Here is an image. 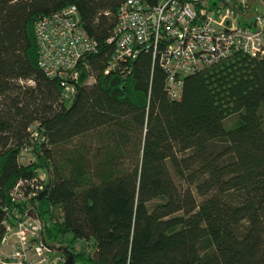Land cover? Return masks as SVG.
<instances>
[{
    "label": "trees",
    "instance_id": "16d2710c",
    "mask_svg": "<svg viewBox=\"0 0 264 264\" xmlns=\"http://www.w3.org/2000/svg\"><path fill=\"white\" fill-rule=\"evenodd\" d=\"M124 1L0 0V242L11 189L44 172L26 204L75 264H264V53L186 74L170 99L149 51L105 73ZM68 5L97 50L65 99L34 24Z\"/></svg>",
    "mask_w": 264,
    "mask_h": 264
},
{
    "label": "built area",
    "instance_id": "2783aa9c",
    "mask_svg": "<svg viewBox=\"0 0 264 264\" xmlns=\"http://www.w3.org/2000/svg\"><path fill=\"white\" fill-rule=\"evenodd\" d=\"M125 0L118 8L111 39L115 50L105 73L120 70L118 63L149 51L166 72L168 98L178 99L182 77L209 66L234 52L249 56L264 53V0ZM38 64L45 76L56 79L62 96H73L85 54L97 50L96 42L80 25L77 9L68 5L40 16L34 24ZM123 69V68H122ZM123 71V70H121ZM39 179L20 180L10 191L19 206L7 209L0 242L14 237L8 250H0V264H63L43 237V223L32 204L44 189Z\"/></svg>",
    "mask_w": 264,
    "mask_h": 264
},
{
    "label": "rangeland",
    "instance_id": "374dc122",
    "mask_svg": "<svg viewBox=\"0 0 264 264\" xmlns=\"http://www.w3.org/2000/svg\"><path fill=\"white\" fill-rule=\"evenodd\" d=\"M258 2H263L262 0H249V5L254 9L255 8V3H258ZM83 67H85V64H82ZM92 81V78L89 77V76H84V79H83V83H90ZM228 125L231 124L230 121L227 122ZM29 155V154H28ZM44 178L46 177V175L44 174L43 172V175H42ZM15 204H18L17 202H15ZM56 214H57V210L54 211V216L56 217ZM68 237L69 236H66V237H62L58 240H55L56 242H54L53 244L57 245V246H64L67 244L68 242ZM14 241V237H9L7 238V241L5 242L4 245H1L0 246V250H8L10 248V246L12 245V242ZM73 250L75 252H83V251H90L91 247H90V244L89 242H84V241H76V242H73ZM51 244H52V241H51ZM48 245L50 248L52 247L50 244H46ZM52 255H54V253H58V254H62L64 255L62 252H58L56 251L54 248H52ZM65 260V259H64ZM75 264V263H74Z\"/></svg>",
    "mask_w": 264,
    "mask_h": 264
},
{
    "label": "water",
    "instance_id": "95a60500",
    "mask_svg": "<svg viewBox=\"0 0 264 264\" xmlns=\"http://www.w3.org/2000/svg\"><path fill=\"white\" fill-rule=\"evenodd\" d=\"M48 187L49 185H46L45 188L38 194V199H41L46 195ZM58 251H61L64 254L65 260L63 264H74V253L70 249L66 247H59Z\"/></svg>",
    "mask_w": 264,
    "mask_h": 264
}]
</instances>
